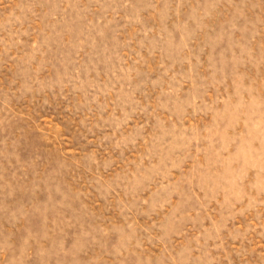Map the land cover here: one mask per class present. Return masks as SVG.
Here are the masks:
<instances>
[{
  "label": "rangeland",
  "instance_id": "374dc122",
  "mask_svg": "<svg viewBox=\"0 0 264 264\" xmlns=\"http://www.w3.org/2000/svg\"><path fill=\"white\" fill-rule=\"evenodd\" d=\"M0 264H264V0H0Z\"/></svg>",
  "mask_w": 264,
  "mask_h": 264
}]
</instances>
